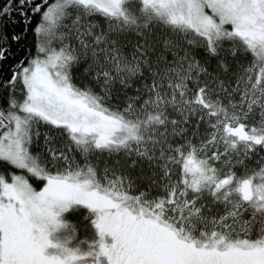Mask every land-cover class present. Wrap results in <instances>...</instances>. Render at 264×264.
Returning <instances> with one entry per match:
<instances>
[{
  "label": "snow or ice",
  "instance_id": "snow-or-ice-1",
  "mask_svg": "<svg viewBox=\"0 0 264 264\" xmlns=\"http://www.w3.org/2000/svg\"><path fill=\"white\" fill-rule=\"evenodd\" d=\"M0 264H264V0H0Z\"/></svg>",
  "mask_w": 264,
  "mask_h": 264
}]
</instances>
